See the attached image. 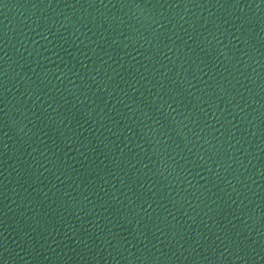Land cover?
<instances>
[{"label": "water", "instance_id": "obj_1", "mask_svg": "<svg viewBox=\"0 0 264 264\" xmlns=\"http://www.w3.org/2000/svg\"><path fill=\"white\" fill-rule=\"evenodd\" d=\"M0 264H264V0H0Z\"/></svg>", "mask_w": 264, "mask_h": 264}]
</instances>
